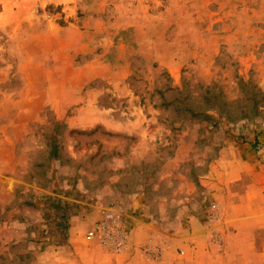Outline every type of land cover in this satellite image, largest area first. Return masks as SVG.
<instances>
[{"label": "rangeland", "instance_id": "rangeland-1", "mask_svg": "<svg viewBox=\"0 0 264 264\" xmlns=\"http://www.w3.org/2000/svg\"><path fill=\"white\" fill-rule=\"evenodd\" d=\"M239 146L264 167V0H0V264H264Z\"/></svg>", "mask_w": 264, "mask_h": 264}, {"label": "crops", "instance_id": "crops-1", "mask_svg": "<svg viewBox=\"0 0 264 264\" xmlns=\"http://www.w3.org/2000/svg\"><path fill=\"white\" fill-rule=\"evenodd\" d=\"M232 147H225L222 160L224 161L220 164V167L225 170V173L228 174V181L232 182H241L244 183V185H247L249 189L251 188L252 190H248L246 193L243 192H235L229 195V192H231L230 189L225 190V189H219L217 193V196L219 199H224L225 194H228L227 197V202L233 203L229 207L232 209H237V210H242L244 217H253L255 215H263L262 211H255V213L250 214L254 210H261L263 208V203H264V185L262 182L260 183L257 178L258 176L262 173L264 176V167L261 162L258 159H255V154L253 153V150L250 148H247L245 146H239L235 147L236 149L239 148L236 153L233 154L230 152ZM232 151V150H231ZM229 153H232L233 160H228L230 159L228 156L230 155ZM257 153V152H255ZM258 154V153H257ZM225 155V156H224ZM260 156V155H259ZM225 157V158H223ZM221 160V161H222ZM236 167L233 171H231L229 168ZM260 172V173H259ZM247 183H250L248 186ZM252 194V195H251ZM228 207V206H227ZM226 207V208H227ZM225 210V207L224 209ZM134 234V235H133ZM133 235V242L137 244V236L139 235V231L134 230L132 231ZM131 248L128 250L119 253L115 255V258L117 259H112L113 263L111 264H120L119 259H124L125 256L129 254V251ZM121 264H135L133 261H122Z\"/></svg>", "mask_w": 264, "mask_h": 264}, {"label": "built area", "instance_id": "built-area-1", "mask_svg": "<svg viewBox=\"0 0 264 264\" xmlns=\"http://www.w3.org/2000/svg\"><path fill=\"white\" fill-rule=\"evenodd\" d=\"M111 216V221L110 219H107L105 221H102L101 223L98 224L97 228L92 230L90 232V237H96L99 234H104V233H110L111 232V244L113 243L115 245V249H120L122 246L125 245L126 243V237L122 229L118 226V223L116 221V218L114 217L113 214ZM111 222V224H110ZM112 236H116V239L113 241Z\"/></svg>", "mask_w": 264, "mask_h": 264}]
</instances>
